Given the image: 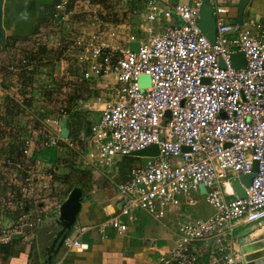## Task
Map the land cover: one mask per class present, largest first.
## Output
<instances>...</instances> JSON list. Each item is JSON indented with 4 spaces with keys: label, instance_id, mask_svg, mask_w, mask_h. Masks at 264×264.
I'll list each match as a JSON object with an SVG mask.
<instances>
[{
    "label": "built area",
    "instance_id": "obj_1",
    "mask_svg": "<svg viewBox=\"0 0 264 264\" xmlns=\"http://www.w3.org/2000/svg\"><path fill=\"white\" fill-rule=\"evenodd\" d=\"M202 2L145 0L144 11L134 10L140 17L135 24L143 35L139 40L129 24L101 18L100 6L92 0H58L55 5L65 17L81 6L93 20L91 32L58 38L57 44L66 46L63 58L91 83H111L101 115L91 125L88 163L105 167L113 156H128L151 144L160 151L118 182L121 207L106 223L126 232L140 210L164 220L183 202L196 204L200 185L206 189L202 194L209 214L184 216L171 244L149 264H231L239 255L230 246L236 226L264 220V15L242 24L226 22L227 7L213 0L217 28L211 42L199 25ZM133 42L139 43L137 50L130 49ZM238 51L246 60L240 68L232 63ZM142 74L150 76L149 86L140 84ZM60 111L58 117L44 119V148L73 144L61 134L67 112ZM3 125L0 118V129ZM32 142L24 141V155L30 154ZM255 161L258 171L240 198L232 179L251 172ZM16 165L21 167L22 160ZM29 173L26 181L33 171ZM34 222L32 214L23 213L1 226L0 244L10 243ZM73 244L82 246L79 240Z\"/></svg>",
    "mask_w": 264,
    "mask_h": 264
},
{
    "label": "crops",
    "instance_id": "obj_2",
    "mask_svg": "<svg viewBox=\"0 0 264 264\" xmlns=\"http://www.w3.org/2000/svg\"><path fill=\"white\" fill-rule=\"evenodd\" d=\"M57 1L5 0L3 25L7 36H26L34 33L39 25L42 7L46 4L52 5ZM172 1L190 2L191 0ZM208 2L212 4L213 0ZM219 3L228 9L224 15L225 18L235 20L238 17L240 0H219ZM144 9L140 10L139 13L144 11ZM245 14L248 17L264 15V0H250ZM65 19L67 18L64 17ZM139 20L140 17L137 16V22ZM133 32L136 35H142V32L137 33L134 30ZM62 69L63 63L60 61L56 73L61 72ZM5 82L9 83V77ZM92 84L99 91V96L92 97L87 102L78 104L91 109L93 108L92 106H95V104L91 105L92 102L101 101L100 110L104 100L108 98L106 95L107 85L111 83L100 80L98 82L94 81ZM10 87L4 89L0 87V96L5 92H9L11 90ZM17 123L20 127L25 126L22 118H18ZM31 131L33 130L31 129ZM32 147H35L34 143ZM60 148L62 146L42 148L36 163V170L31 173V179H34L33 188L27 189L26 183L21 179L6 201L1 203L2 199L0 198V227L12 224L23 213L32 214L35 221L32 228L25 226L22 234L14 236L20 239L13 244L12 248L15 253L4 263L0 259V264H41L48 253L47 249L51 246L57 232L61 229L57 220L59 205L63 200L60 197L47 198L45 197L46 195L39 196V188L50 187L51 183H54V186L58 184V182L53 181L52 173H62L63 165L58 160L61 152L59 151ZM7 177L9 181L12 180L13 182L15 181L14 178L19 176L11 172ZM117 184L118 182L115 183L116 189L114 191H112V187L105 185L103 188L94 187L84 193L85 197L74 229L67 235V239L55 255L53 262L58 261L61 264H149L171 244L178 224L184 216L206 217L210 212V207L205 204L203 192L200 191V193L195 194L197 198L196 204L188 205L183 202L180 209L172 210L162 223H158L157 227L149 228L147 222H142L143 219L141 218L143 215H150L140 210L135 214V219L129 222L128 230L119 232L116 228L106 223L110 216L119 213L121 207ZM27 190L28 193L34 192L35 197L41 198L30 207H26L25 196ZM124 219L127 220L125 217ZM259 224H261L259 229L264 230V220ZM256 225L257 223H239L232 234L230 246L234 245V248L238 249L239 255L236 262L239 264H244L245 260H247V255H252L264 249L251 250L245 254L242 252V241L247 238L244 236V230ZM255 236L254 232L248 237ZM75 240H79L82 246L74 245L73 242ZM17 250L19 251L17 252ZM248 263L264 264V260L263 258H251Z\"/></svg>",
    "mask_w": 264,
    "mask_h": 264
},
{
    "label": "trees",
    "instance_id": "obj_3",
    "mask_svg": "<svg viewBox=\"0 0 264 264\" xmlns=\"http://www.w3.org/2000/svg\"><path fill=\"white\" fill-rule=\"evenodd\" d=\"M92 1L100 6V17L105 21L124 22L131 25L137 22L136 16L138 15L135 14L134 10L145 8V0ZM56 3L46 4L42 7L39 25L34 33L26 36L8 35L5 44L0 42V87L4 89L11 86L9 92H5L0 96V118L4 123L0 129L1 203L10 197L21 179L26 183L27 189L33 188L34 179L26 181V178L29 176L30 171L36 170L38 156L44 148V134L48 132L44 119L58 117L61 115V108L66 110L67 127L69 129L68 140L73 144L62 143L65 146L67 145L68 149L75 146L77 142L81 143L83 141L82 134L85 137L90 136L93 123L90 119V112L78 102L79 100L87 102L92 97L99 96V91L90 81L80 75L79 69L72 65L71 60L63 58L66 46L57 44L58 31H54L55 34H52L55 40L52 44L45 37L44 32L47 31L48 27L52 30L61 28L64 22V14L56 22L59 14L55 9ZM72 9L73 6H69L67 12L70 14ZM70 16L73 25L76 22H82L78 19L76 13H71ZM236 21H238V17L233 20V22ZM23 59L27 60L28 63L23 64ZM32 60H35V64L30 65ZM60 61L63 63V69L61 72L56 73ZM8 77L9 83H6L5 80ZM18 118L24 120L25 126H19L17 123ZM31 129L33 131L30 132ZM27 138H33L32 144L34 143L35 147L31 146L30 154L24 155L21 147ZM125 157L128 158L129 162L119 166L118 182L128 177L130 169L133 167L130 163L136 159L135 156L128 155ZM7 159L10 162L6 161ZM21 160L22 165L19 167L16 163ZM11 172L19 176L14 178L15 181L13 182L12 180L9 181L7 177ZM52 174L53 181L59 183L56 186L51 183L50 187L39 188L40 197L46 195L47 198L60 197L61 200H64L76 185H80L85 193L94 187L103 188L105 183L109 181L104 177L94 178L91 174L78 180L67 176L63 177V174L62 177L60 174ZM63 185L67 186L63 187ZM40 197H35L34 192L28 193L27 190L25 196L26 207H30L41 199ZM19 240V237H14L10 243L0 244L2 263L6 262L15 253L12 247Z\"/></svg>",
    "mask_w": 264,
    "mask_h": 264
},
{
    "label": "water",
    "instance_id": "obj_4",
    "mask_svg": "<svg viewBox=\"0 0 264 264\" xmlns=\"http://www.w3.org/2000/svg\"><path fill=\"white\" fill-rule=\"evenodd\" d=\"M4 2L5 0H0V42L5 44L6 42V30L3 25L4 19ZM250 0H240L239 3V14H238V22L240 24L244 21V14L247 5ZM63 16V13H59L56 18V22H58ZM199 25L201 30L208 36L211 42L215 41L216 38V18L214 15V6L207 2V0H203L201 10H200V18ZM139 47L138 42L130 43V49L137 50ZM232 63L236 68L244 67L246 65L245 54L243 51H238L232 54ZM221 66H225L223 60H220ZM205 82L208 81V78L203 79ZM139 82L142 86L150 85V76L147 74H142L139 78ZM166 114L170 116V111H167ZM61 134L65 137H69V129L67 127V118L62 120L61 125ZM184 150H190L189 147L184 146ZM159 147L157 144H151L145 148L138 149L131 152V156H157L159 154ZM258 171V162L255 161L251 172L243 173L238 178L232 179V186L235 190V193L238 197L242 198L246 195L245 185H250L252 178L255 172ZM204 185H200V191L205 192ZM85 197L84 190L80 185L74 186L66 198L62 201L59 207V216L57 223L61 226V229L57 232L55 239L51 246L47 249V255L41 264H51L54 260L55 255L60 250L61 246L64 244L67 239L68 233L72 230L73 226L76 224L78 214L82 207V201ZM259 223L256 226H250L244 230V236L247 237L242 241V252L245 254L251 250H257L260 248H264V232L256 235L255 237H248L252 233H254L257 229L260 228ZM251 256V257H250ZM251 258H263L264 260V249L255 252L252 255H247V260H245L244 264H250L248 261ZM231 264H239L234 261Z\"/></svg>",
    "mask_w": 264,
    "mask_h": 264
},
{
    "label": "rangeland",
    "instance_id": "obj_5",
    "mask_svg": "<svg viewBox=\"0 0 264 264\" xmlns=\"http://www.w3.org/2000/svg\"><path fill=\"white\" fill-rule=\"evenodd\" d=\"M75 13L76 15H78V19L82 20V22H76L75 25H73V20L71 18V16L69 15V17H66L67 19L64 20L63 24L61 25V28H55L54 30H52V28H47V31H45V37H47V40L50 42V44L53 43L54 38L52 37V34H55L56 31H58V36L56 38V41L61 38H66L68 35L72 36V32L73 33H79V32H83V33H89L91 32V29L93 28V25L91 24V22L93 21L92 18H90L89 16H87L84 12H82V7L78 6L75 9ZM86 17H85V16ZM140 15V14H139ZM253 17H256V15H254ZM249 18L246 14L244 15V19ZM137 19V16H136ZM177 22L179 24H181L183 21L180 18H177ZM224 20L226 22H232L233 20H229L227 17H224ZM130 28L134 31H136L137 33L139 32V30L137 29V26L135 24H133V27L131 24ZM55 31V32H54ZM141 36L143 35H137V39H141ZM60 71V69H59ZM93 108H85L87 109L90 113V119L91 121H95L99 118L100 116V105H101V101H97L94 103L92 102L91 105ZM83 137V141L77 142L75 144V146L71 147L70 149H68V147H66L64 145V143H62V148L59 149L60 152V157L59 163L61 161V164L63 163V167H62V173H59L60 176L63 174L64 176L67 177H71L75 178L76 180L80 179L81 177H88L89 174L93 175L94 178H99V177H104L109 179L108 182L105 183V185L112 187V191H114L116 189L115 183H117V176H118V169L119 166L122 164H125L126 162H129L128 158H126L125 156H121V155H117V156H113L107 163V165H105L106 168H113L114 171L116 172H106V168L103 166L100 167H96L92 164H89L88 161L86 160V151H87V146H89L88 143V139L89 137H85L84 134L81 135ZM65 147V149H64ZM131 156V155H129ZM136 159H134L132 161L133 166H137L142 164L147 157H141V156H135ZM106 160V159H105ZM65 173V174H64ZM62 177V176H61ZM73 182V181H72ZM59 183V182H58ZM67 185H63V187H65ZM143 219L142 222H147L149 228H154L158 226V223H162L163 220H158V219H154L151 218V216H145L143 215V217L141 218ZM257 231H255L256 233ZM259 232V231H258ZM258 232L256 233V235H259ZM263 233V232H262Z\"/></svg>",
    "mask_w": 264,
    "mask_h": 264
},
{
    "label": "bare ground",
    "instance_id": "obj_6",
    "mask_svg": "<svg viewBox=\"0 0 264 264\" xmlns=\"http://www.w3.org/2000/svg\"><path fill=\"white\" fill-rule=\"evenodd\" d=\"M256 231H257V232L259 231V232H258V234H259L261 231H264V230H262V229H258V230H256ZM257 232H256V233H257ZM256 233H255V234H256Z\"/></svg>",
    "mask_w": 264,
    "mask_h": 264
}]
</instances>
